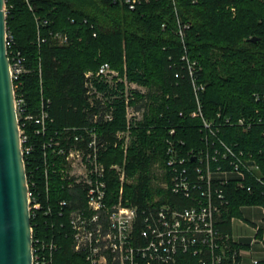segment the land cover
<instances>
[{
  "label": "trees",
  "instance_id": "obj_1",
  "mask_svg": "<svg viewBox=\"0 0 264 264\" xmlns=\"http://www.w3.org/2000/svg\"><path fill=\"white\" fill-rule=\"evenodd\" d=\"M174 3L159 0L130 11L113 0H6V31L13 43L8 58L12 64L11 56L19 55L25 71L14 82L16 97L24 99L30 113H36L43 103L54 130L80 129L91 123L94 105L103 109L102 101H108L107 108L114 107L115 120L103 126V131L112 144V133L126 130V101L136 110L145 108L143 130L135 133L137 139L132 140L125 168L136 182L125 187L124 198L137 207L152 199L151 170L156 162L163 165L170 130L176 133L172 141L181 142L184 151L204 148L201 122L191 118L196 100L184 56L197 64V84L205 86L200 101L207 120L218 114L233 121L257 110L264 114V105L254 99V95H264V0ZM176 13L190 25L184 43L177 36ZM50 33L67 34L69 44L59 46ZM38 35L44 43L38 44ZM252 39L258 41L251 43ZM103 64L145 92H126L122 82L111 87L103 81L93 82L92 91L86 86L85 74L96 72ZM263 130V126L247 133L224 128L220 138L254 161L264 179ZM39 155L37 151L33 158L37 166L41 165ZM115 155L110 152L111 162L122 166L121 153L117 150ZM57 182L53 178L50 186L53 202L66 199ZM226 194L229 213L222 216L218 227L229 234L231 219L240 215L239 210L264 206V196L257 187L247 193L234 184L226 188ZM166 199L188 206L187 201L168 193ZM57 218L40 219L39 233L46 239L59 230ZM75 261L64 245L56 264Z\"/></svg>",
  "mask_w": 264,
  "mask_h": 264
},
{
  "label": "built area",
  "instance_id": "obj_2",
  "mask_svg": "<svg viewBox=\"0 0 264 264\" xmlns=\"http://www.w3.org/2000/svg\"><path fill=\"white\" fill-rule=\"evenodd\" d=\"M113 1L135 11L159 0ZM172 2L175 6L174 0ZM231 11L235 14L234 8ZM42 24L48 25L47 22ZM189 29L190 25L177 16V36L182 43ZM50 37L59 46H67L70 42L65 33H50ZM44 42L38 38V44ZM12 44L6 31L7 57ZM11 59L15 111L27 181L32 264H56L64 245L76 257L73 264H264L263 260L253 256L247 245L236 242L231 233H223L218 227L222 216L229 213L226 188L231 184L247 193L257 187L264 196L260 167L220 138L224 128L236 127L245 133L255 127L264 128L261 111L235 121L221 117V114L207 120L200 101L205 86L197 84V64L184 56L182 60L186 63L196 100V111L191 118L201 122L204 148L198 152L184 151L181 142L177 145L172 141L176 133L170 130L158 175L160 184L153 188L158 189L144 207H137L124 198L125 187L133 184L125 168L133 140L132 130L136 129V123L144 120L145 108L136 110L126 101V130L112 133V144L103 131V126L115 120L114 107L107 108L108 101H102L103 109L94 105L96 114L89 125L80 129L54 130L51 127L53 120L43 103L36 113H30L24 99L16 97L18 86L15 87L14 82L25 71L19 55L11 56ZM85 79L91 90L96 81L111 87L122 82L126 92L138 90L144 93L136 85L121 80L109 64L101 65L96 72L88 71ZM254 99L264 105V95H254ZM89 102L93 105V101ZM117 150L123 157L122 166L110 160V152L114 157ZM37 151L41 153L40 166L33 160ZM250 162L254 165L249 166ZM53 178L58 181L66 199L51 201ZM167 193L187 201L188 206L168 202ZM253 207L264 213L263 205ZM55 217H58L59 230L51 239H46L39 233L40 219ZM233 222L232 218L231 224ZM252 229L255 234L252 243L264 247V240L257 239L264 226L262 229L253 225Z\"/></svg>",
  "mask_w": 264,
  "mask_h": 264
},
{
  "label": "water",
  "instance_id": "obj_3",
  "mask_svg": "<svg viewBox=\"0 0 264 264\" xmlns=\"http://www.w3.org/2000/svg\"><path fill=\"white\" fill-rule=\"evenodd\" d=\"M6 18L5 0H0V264H32L27 181L7 57Z\"/></svg>",
  "mask_w": 264,
  "mask_h": 264
},
{
  "label": "rangeland",
  "instance_id": "obj_4",
  "mask_svg": "<svg viewBox=\"0 0 264 264\" xmlns=\"http://www.w3.org/2000/svg\"><path fill=\"white\" fill-rule=\"evenodd\" d=\"M145 92V90H144ZM145 123L144 120H140L138 123H136L137 127L134 132H132V138H135L137 135L136 132L143 130V124ZM149 134V132L147 133ZM137 139V137L135 138ZM161 164L160 162H156V164L153 165L151 170V187L152 189L155 187H158V184H160V180L158 179V175L161 172ZM133 179V180H132ZM133 184L136 182V178H131ZM131 184V185H133ZM158 189V188H157ZM152 192L154 194V190ZM242 216H234L233 217V225H232V236L233 239L240 243L243 242L245 245H247L248 250L252 252L253 256L259 260L264 261V247L260 246L259 244L252 243L253 238L255 237L252 226L256 225L263 229V222H264V213L261 209L257 207H243L239 210ZM239 221L242 223V227L239 226ZM245 227V228H244ZM242 230V232H240ZM241 237V240L238 238ZM264 230H262L261 234L257 237L258 240H264ZM240 240V241H239Z\"/></svg>",
  "mask_w": 264,
  "mask_h": 264
},
{
  "label": "crops",
  "instance_id": "obj_5",
  "mask_svg": "<svg viewBox=\"0 0 264 264\" xmlns=\"http://www.w3.org/2000/svg\"><path fill=\"white\" fill-rule=\"evenodd\" d=\"M239 216H242L241 213H240ZM233 223H234V222H233ZM233 223L231 224V235H232V225H233ZM242 224H244V223H242L241 221H239V224H238V225L242 227ZM244 228H245V227H244ZM252 231H253V229H252ZM240 232H242V230H241ZM253 233H254V232H253ZM254 235H255V234H254ZM238 238L241 240V237L238 236ZM240 240H239V241H240ZM240 243L244 244L243 242H240ZM244 245H245V244H244Z\"/></svg>",
  "mask_w": 264,
  "mask_h": 264
}]
</instances>
